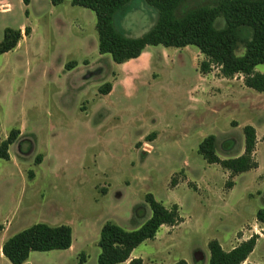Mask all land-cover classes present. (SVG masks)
<instances>
[{
    "label": "rangeland",
    "instance_id": "1",
    "mask_svg": "<svg viewBox=\"0 0 264 264\" xmlns=\"http://www.w3.org/2000/svg\"><path fill=\"white\" fill-rule=\"evenodd\" d=\"M215 3L189 0L184 9ZM27 4L0 0V42L8 28L31 31L0 56V144L20 130L10 161L0 160V241L39 223L68 225L76 252L67 264H98L103 226L139 229L152 216L148 194L166 207L177 204L183 218L140 247L150 263L210 264L209 241L228 247L264 235L256 218L264 208V93L247 88L243 76L223 77L218 68L200 81L189 52L183 54L187 68L161 89L133 100L121 97L110 111L99 89L112 77L114 61L99 57L95 13L71 0L56 7L51 0ZM146 9L125 19L132 37L153 26L157 14ZM224 26L219 19L217 27ZM244 53L240 45L237 55ZM255 71L264 74V65ZM195 87L196 110L189 101ZM248 125L257 132L258 169L232 177L198 153L213 135L221 159L243 155ZM199 251L201 262L195 259ZM36 256L34 264L65 261L50 253ZM250 260L264 264V238Z\"/></svg>",
    "mask_w": 264,
    "mask_h": 264
},
{
    "label": "trees",
    "instance_id": "2",
    "mask_svg": "<svg viewBox=\"0 0 264 264\" xmlns=\"http://www.w3.org/2000/svg\"><path fill=\"white\" fill-rule=\"evenodd\" d=\"M65 0H51L53 6H60ZM189 0H71L73 6L93 11L97 18L96 30L99 53L110 55L116 64H124L139 58L149 46L165 48L195 47L205 59L199 64L200 73L207 75L218 68L225 78L243 76L247 88L264 93V74L256 67L264 65V0H216L214 6H199L184 9ZM27 4V0H24ZM150 8L156 13L153 26L143 36L134 38L123 24L129 14ZM225 21L224 28L217 27V21ZM30 28L25 35H30ZM23 39L21 29H6L0 42V56L15 50ZM245 53L237 55L239 46ZM110 84L100 87L101 94H108ZM245 149L243 155L233 159H221L217 154L216 137L205 138L198 153L210 165H220L231 176L259 168L255 159L257 132L248 125L244 128ZM20 137V130L14 129L0 144V160L10 161V147ZM174 183V182H173ZM228 189L233 182H228ZM152 216L139 229L126 231L115 223L107 222L99 240L101 249L98 264H121L127 262L132 252L146 241L154 240L163 226L177 227L183 223L177 204L166 207L151 194L146 196ZM264 229V208L256 215ZM4 227L0 225V232ZM259 235H253L231 251H225L218 240L208 244L210 264H246L254 252ZM73 229L68 225L50 226L35 224L10 237L2 247L5 258L11 264H24L31 253L65 251L72 247ZM129 264H145L140 258ZM176 264H188L180 260ZM251 264V263H247Z\"/></svg>",
    "mask_w": 264,
    "mask_h": 264
},
{
    "label": "crops",
    "instance_id": "3",
    "mask_svg": "<svg viewBox=\"0 0 264 264\" xmlns=\"http://www.w3.org/2000/svg\"><path fill=\"white\" fill-rule=\"evenodd\" d=\"M9 10H10V7H9ZM25 29L23 27L21 28L23 32V38L26 37L24 34ZM146 32L147 31H144L143 33H141L138 36H135L134 38L141 37ZM98 51H99V48H98ZM189 52L193 53L192 62L197 69L199 80L200 81L207 80L209 77V74L203 75L200 73V70H199V64L201 63V62L199 63V60L200 61L203 60V55L197 48L186 47V48L177 49V48H165L163 46H149L145 49L142 55L137 59L130 60L124 64H116V63L109 64L110 69L112 70V75H111L112 77L108 79L107 83L112 86V89L108 94H102L103 103L105 104V106H108L111 111V110H114L113 108L116 105V101L121 97L127 100L128 99L133 100L134 98L141 95L143 92L161 89L162 86L169 83L172 80V78H174L178 74L179 71L187 68L186 59L183 54L184 53L186 54ZM194 55L199 56V57L197 58ZM99 57L100 59H103V56L100 53H99ZM83 83L85 82L83 81L80 83V85L78 86V90H80L83 87L82 86L84 85ZM196 89L198 88L195 87L189 91V101L192 104L191 108H193L194 110H196L197 107L200 106V104L197 103L199 99L196 97H193L192 95ZM157 138H159V136H157ZM10 159H11V156H10ZM164 227L165 226L161 227V229H163ZM3 231H5V229H3ZM159 232L154 240L158 239ZM263 238H264V235L261 234L260 239L258 240L257 246L260 240ZM8 239L9 237L5 236L0 241V262L5 263V264H6L5 261L7 259L3 255L2 247L5 241H7ZM248 239L249 238H243L242 240L236 239L230 242L228 247H226L224 243L220 241L219 242L225 251H231L236 246H238L240 243H242L243 241H247ZM145 243H143L142 245H144ZM142 245H140L138 248H136L132 252L131 257L127 262L121 263V264H129L131 260L138 259V258L142 259L145 264H166L164 261H158L157 263H152V262L150 263V261L146 259L142 254L140 255L138 253ZM75 252H76V238H75V233L73 229V244L70 249L65 250V251H51V252H46V253L48 254L50 253V255H57V256H60L61 258H64L65 261L59 264H67L68 261L71 260ZM37 253L38 252L31 253L28 261L24 264H34L33 258L37 259L38 257H40V256H36ZM251 255L247 259L246 264L251 263V260H250ZM176 263L177 262L175 261L173 264H176Z\"/></svg>",
    "mask_w": 264,
    "mask_h": 264
},
{
    "label": "water",
    "instance_id": "4",
    "mask_svg": "<svg viewBox=\"0 0 264 264\" xmlns=\"http://www.w3.org/2000/svg\"><path fill=\"white\" fill-rule=\"evenodd\" d=\"M195 259L197 262H201L204 260V254L202 252L195 253Z\"/></svg>",
    "mask_w": 264,
    "mask_h": 264
},
{
    "label": "built area",
    "instance_id": "5",
    "mask_svg": "<svg viewBox=\"0 0 264 264\" xmlns=\"http://www.w3.org/2000/svg\"><path fill=\"white\" fill-rule=\"evenodd\" d=\"M3 7H4V6H3ZM5 9H7V11H8V10H9V7L5 8ZM148 149H149L150 151L152 150V148H148ZM150 151H149V152H150Z\"/></svg>",
    "mask_w": 264,
    "mask_h": 264
}]
</instances>
